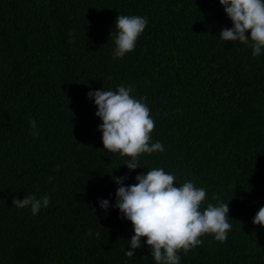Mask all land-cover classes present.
<instances>
[{
  "label": "trees",
  "instance_id": "trees-1",
  "mask_svg": "<svg viewBox=\"0 0 264 264\" xmlns=\"http://www.w3.org/2000/svg\"><path fill=\"white\" fill-rule=\"evenodd\" d=\"M117 15L147 18L123 58ZM231 27L218 0H0V264H155L144 238L124 255L132 225L111 207L113 177L128 186L153 168L204 188L202 209L228 202L227 239L201 237L180 264H264V227L252 224L264 206V49L222 41ZM120 85L147 98L164 148L135 170L103 150L87 97ZM29 194L50 203L36 215L13 206Z\"/></svg>",
  "mask_w": 264,
  "mask_h": 264
},
{
  "label": "clouds",
  "instance_id": "clouds-1",
  "mask_svg": "<svg viewBox=\"0 0 264 264\" xmlns=\"http://www.w3.org/2000/svg\"><path fill=\"white\" fill-rule=\"evenodd\" d=\"M224 13L232 23L231 28L221 30L218 35L224 42H239L251 48L253 57L259 56L264 49V0H218ZM116 31L110 32L114 39L113 58H123L134 50L136 41L147 25V18L140 16L117 15L114 21ZM74 41L72 32L68 33ZM134 88L120 85L113 90L89 91L87 97L96 106L95 116L102 123L98 126L102 136L103 150L127 157L124 162L129 170L140 167L141 154L163 152V145L151 142L155 121L144 101L146 97L135 98ZM32 135L38 136L36 122L29 121ZM54 177H49V182ZM127 176L113 177L118 185L115 203L124 219L132 225L133 235L128 241L129 250L124 251L128 258L141 247V238L150 249L155 264H180L178 253L185 255L202 244L201 237L211 235L216 241L224 242L232 225L229 223L228 202L201 205L207 198L206 190L196 187L192 181L177 185L176 177L166 173L163 168H153L135 176V184L125 186ZM213 200L219 196L213 194ZM51 197L35 194L25 195L23 199L13 198L16 208H30L36 215L41 208L47 207ZM99 207L107 210V199L100 200ZM94 214V210H92ZM253 225L264 227V206L260 207L252 219ZM100 225V224H99ZM103 227L102 225H100ZM88 235H92L89 231ZM100 237V232L95 233ZM123 251V249H122Z\"/></svg>",
  "mask_w": 264,
  "mask_h": 264
}]
</instances>
